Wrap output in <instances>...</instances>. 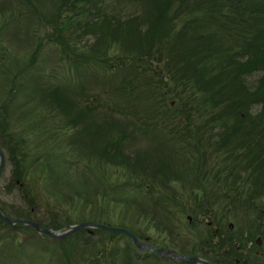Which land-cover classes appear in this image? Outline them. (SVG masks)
Listing matches in <instances>:
<instances>
[{
	"label": "rangeland",
	"instance_id": "1",
	"mask_svg": "<svg viewBox=\"0 0 264 264\" xmlns=\"http://www.w3.org/2000/svg\"><path fill=\"white\" fill-rule=\"evenodd\" d=\"M33 1L39 10L25 0H0V147L6 153L1 209L13 216L28 210L20 216L54 224L56 230L89 219L124 225L156 245L205 257L212 264H264V165L249 159L258 150L259 133H202L196 127L199 132H194L195 123L208 115L198 119L197 100L185 98L183 89H188L179 84L180 76H172L177 64L171 60L173 50L191 46L193 34L173 31L165 55L158 45L143 48L127 29L109 31L101 39L109 26L97 22L88 28L75 20L91 14L97 18L88 9L58 17L51 0ZM93 4L107 6L102 13L117 6L115 12L124 16L130 9L143 11L137 0H86L78 11ZM97 39L110 46L108 59L80 62L82 50ZM126 49L130 52L125 55L134 50L132 54L144 56L138 61L121 56ZM182 61L176 59L178 65L190 62ZM139 86L148 93L141 95ZM90 92L95 95L89 100L91 109ZM166 103L180 124L169 120ZM78 116L88 119L84 129ZM130 121L140 125L137 131L151 132L109 130L123 123L131 129ZM12 131L26 138V160L19 153L16 162L8 152ZM130 152L132 158L141 153L128 165L120 161V154ZM155 165H163L157 175L150 172ZM18 168L26 171L20 178ZM152 186L176 197V206L156 204ZM92 229L82 227L54 240L29 226L0 222V264H192L140 251L122 232Z\"/></svg>",
	"mask_w": 264,
	"mask_h": 264
},
{
	"label": "trees",
	"instance_id": "2",
	"mask_svg": "<svg viewBox=\"0 0 264 264\" xmlns=\"http://www.w3.org/2000/svg\"><path fill=\"white\" fill-rule=\"evenodd\" d=\"M25 1L28 2L29 8L32 7L33 9L39 10V7L36 6L33 0ZM82 1L86 2V0H51L52 5L55 7L54 13H57L58 17H61L65 12L70 10L82 13L88 9L89 12H94L93 15H97L95 19L91 17V14L90 16L86 15L85 18L75 20H77L78 24L84 22V24L88 25V28L98 23L103 24L105 28L109 26L103 32L101 39L107 32L109 34V31L117 28L118 32L127 29L130 34L129 37L136 38V41L140 40L143 48L147 49L146 47H150L152 49L158 45V48H161L166 55L168 35L172 34L173 31L181 32L184 35L192 33L193 35L189 36L193 37L191 46H182L180 44L181 46L179 48L172 49L173 56L171 60H174L177 64V69L172 71V76H180L179 78L182 80L179 81V84L190 91L183 89V91H187L185 98L192 99L193 101L195 99L197 100L196 104L201 114V117L198 119L203 120L205 115H208L207 119L200 123L199 121L195 123L193 128L194 132H199L195 130V127L196 129H201L202 133L203 129L210 133H250L253 130V132L259 133L257 137L260 142L256 144L258 150L254 149L256 151L252 152L253 155L249 159H251L254 165H264V140L263 134H260L264 133V127L262 126L264 125V0H177L179 2L177 9L174 8L176 0H137L142 3L143 11L138 12V10L130 9L131 11L125 12V16L115 12L116 9L119 10L120 8L118 6L109 8L110 11H104L103 13L102 8L107 6L99 4H93L89 8L85 6L83 7L84 9L82 8L81 11H78ZM88 1L90 2L92 0ZM135 1L133 0V2ZM63 23L67 24L68 22ZM70 23L75 24L71 20L69 21ZM57 28L59 29L58 25ZM54 38L57 39L56 36ZM101 39L94 41L91 46H88L87 42L88 49L82 50L79 55L82 59L80 62L92 60L100 63L108 59L105 58V55L106 57L109 56L108 50L110 46L108 44H102L100 42ZM77 42L79 45L80 39ZM162 42H164V45H159ZM71 43L69 41V44ZM126 44H129V42L127 41ZM136 45H140L139 42H136ZM75 46L77 47L76 44L74 47L72 46L74 48L73 50L79 53ZM169 47L171 46L169 45ZM133 51L131 50V55L128 56L125 54H129L127 52H130V50L126 49L120 55L126 56L129 59L134 58L136 61L144 56L132 54ZM169 55L168 57H170ZM0 56L2 57L1 59L4 58L3 54H0ZM176 59L181 60V62H183L182 59H189L190 62L178 65ZM102 65H105V62ZM4 72H6V69ZM21 74L22 71L14 72L12 80L14 81ZM247 81L249 84L246 83ZM125 87L127 88V85L123 84L124 90L126 89ZM139 87L141 95L148 93L145 87ZM190 87H197L200 91L199 94L197 91H191L189 89ZM161 92L159 96L165 98L166 93ZM178 96L180 98L179 100L185 99L180 95ZM94 97L95 95L90 92L88 95L89 99L87 98L90 109L92 106L89 100L94 99ZM145 98L147 97L143 98L144 101L146 100ZM98 105L101 104L99 103ZM165 105L168 106L167 116L169 120H172L173 123L180 124L179 120L176 119L175 110L171 107L172 105L169 103ZM253 106L256 108V111H252ZM146 115L148 119L146 123L149 127L152 122L149 120V114ZM87 117L91 119V117ZM77 119L81 118L78 116ZM83 119L79 121L84 129L88 119ZM139 120L141 122L143 118L139 117ZM233 120L237 122L233 123ZM130 124L133 126L131 129H128V126L123 123V125L121 124L116 128L111 127L109 130L113 131V133H149L150 131L149 129H146V131H137L140 125L137 127L136 123L131 121L128 125ZM154 126L157 130V126L155 124ZM216 128L221 129L216 131ZM76 133L80 132L76 131ZM9 134L15 142H13L10 151H8L11 152L13 160L20 162L15 157L19 153H22V160H26V156L29 153L25 149L26 138L23 141V137L17 136L13 131ZM209 140L210 142L208 144L214 146L213 140ZM215 142L218 143L219 141ZM115 144V146H119L120 141L116 140ZM140 153H136V158L130 156L132 154L131 152L122 153L120 154L121 158L120 156L119 158L120 161L128 165L131 163L130 160H137ZM116 158L114 157V159ZM17 164L20 168L19 163ZM155 167L154 169L151 167V174L157 175L163 170V165H155ZM108 169L106 168L105 170ZM25 172L21 168L16 174L20 178L26 174ZM130 175L132 176L131 173ZM145 181L148 185H151L149 180L145 179ZM237 181L234 184L238 187L239 183ZM152 187L153 189L150 191H153L152 195H155L154 202L156 204L167 203L170 206H176V197L171 198V196L166 195L164 189L161 187L158 190H156V187ZM185 208L183 206L182 210ZM27 212L29 211L27 210ZM27 212H18V214L22 216ZM0 222L8 226L1 219ZM106 230L112 233L118 232L109 229ZM137 233L139 234V232ZM122 234L125 233L122 232ZM125 235L132 241L129 235ZM189 262L195 264L193 261Z\"/></svg>",
	"mask_w": 264,
	"mask_h": 264
},
{
	"label": "water",
	"instance_id": "3",
	"mask_svg": "<svg viewBox=\"0 0 264 264\" xmlns=\"http://www.w3.org/2000/svg\"><path fill=\"white\" fill-rule=\"evenodd\" d=\"M5 163H6V153L3 150V148L0 147V176L4 169ZM0 219L5 223L14 227H23V226L32 227L41 234L42 233L48 234L49 238L54 240L61 239L64 236L72 232H75L76 230L82 227H87L89 231H93L92 229L93 227L109 229L112 231L123 232L129 235L135 246L140 251L156 252L161 256H164L174 261H179L183 259L188 261H194L199 264H211L210 260L205 257L182 253L175 248H171L164 245H156L152 241H150L149 238L141 237L133 229L124 225H116L109 222H102V221L89 219V220H82L79 222L70 223L67 225L65 229L56 230L54 229V224L45 225L42 222L33 218L9 215L5 211H3L1 207H0ZM258 242L259 243L261 242L260 237L258 238Z\"/></svg>",
	"mask_w": 264,
	"mask_h": 264
},
{
	"label": "flooded vegetation",
	"instance_id": "4",
	"mask_svg": "<svg viewBox=\"0 0 264 264\" xmlns=\"http://www.w3.org/2000/svg\"><path fill=\"white\" fill-rule=\"evenodd\" d=\"M191 216V215H190ZM209 216V215H208ZM212 220H208V223L209 224H212ZM218 229L216 228V231H217ZM258 241V240H257ZM241 250H246V249H241ZM247 251H244V253H246ZM210 262H211V264H212V261L210 260ZM196 264H199V263H197V262H195Z\"/></svg>",
	"mask_w": 264,
	"mask_h": 264
}]
</instances>
